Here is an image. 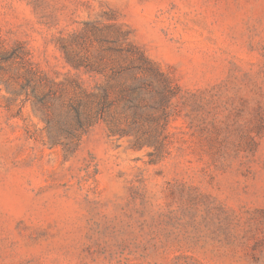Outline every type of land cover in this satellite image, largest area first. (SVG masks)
Segmentation results:
<instances>
[{"label":"rangeland","instance_id":"1","mask_svg":"<svg viewBox=\"0 0 264 264\" xmlns=\"http://www.w3.org/2000/svg\"><path fill=\"white\" fill-rule=\"evenodd\" d=\"M136 51L140 139L71 134ZM0 264H264V0H0Z\"/></svg>","mask_w":264,"mask_h":264},{"label":"trees","instance_id":"2","mask_svg":"<svg viewBox=\"0 0 264 264\" xmlns=\"http://www.w3.org/2000/svg\"><path fill=\"white\" fill-rule=\"evenodd\" d=\"M1 54L8 55L10 58L19 57L18 53L6 48L1 51ZM129 59L130 64L119 70L116 75L117 78L109 81L107 86L96 84L92 88H88L84 87L82 83H75L76 87H73L74 96L71 100L76 101L72 103L76 116L72 117L71 121L75 120L76 123L71 124V134L77 129L88 128L98 119L103 118L106 120L112 134H135L138 137V111L135 110L131 116V122H127L128 131H124L126 128H122L118 124L122 118H116L114 111L118 100L134 102L135 106L139 107L145 101L143 92L147 90L148 86H152V83L146 80L147 77H151L152 72L159 73V70L141 51L132 52ZM35 76L36 72L33 67L27 69L25 77L30 86L38 84L34 79ZM127 77L131 80L130 83L125 80ZM35 88L37 87L35 86Z\"/></svg>","mask_w":264,"mask_h":264}]
</instances>
